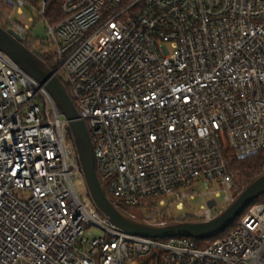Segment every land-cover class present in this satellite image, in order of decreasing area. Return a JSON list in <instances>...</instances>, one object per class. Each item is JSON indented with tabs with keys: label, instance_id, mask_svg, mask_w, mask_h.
<instances>
[{
	"label": "built area",
	"instance_id": "1",
	"mask_svg": "<svg viewBox=\"0 0 264 264\" xmlns=\"http://www.w3.org/2000/svg\"><path fill=\"white\" fill-rule=\"evenodd\" d=\"M50 1L0 0V27L49 59L108 198L150 224L206 222L217 214L208 201L232 198L226 151L262 152L264 172V0H63L49 24ZM24 11L44 21V38L13 20ZM67 126L44 86L0 51V264H264V202L204 248L110 223L74 189L82 175ZM204 183L218 189L197 192ZM198 197L173 217L172 205Z\"/></svg>",
	"mask_w": 264,
	"mask_h": 264
},
{
	"label": "water",
	"instance_id": "2",
	"mask_svg": "<svg viewBox=\"0 0 264 264\" xmlns=\"http://www.w3.org/2000/svg\"><path fill=\"white\" fill-rule=\"evenodd\" d=\"M0 51L22 72L44 86L59 112L68 121L66 133L75 148L85 196L99 214L121 230L151 239L185 237L206 240L222 234L246 207L264 195V172H261L250 179L220 212L206 222L170 221L150 224L127 213L106 196L95 174L92 146L86 126L79 120L64 84L53 74L52 67L26 48L19 36L2 27ZM207 206L214 207L215 201H208Z\"/></svg>",
	"mask_w": 264,
	"mask_h": 264
},
{
	"label": "trees",
	"instance_id": "3",
	"mask_svg": "<svg viewBox=\"0 0 264 264\" xmlns=\"http://www.w3.org/2000/svg\"><path fill=\"white\" fill-rule=\"evenodd\" d=\"M63 0H51L46 8V12L44 14V18L49 24H54L61 19L60 15V5ZM24 46L30 49L27 45ZM43 61L47 64H50L49 59L41 57ZM67 90V89H66ZM225 158L228 162V170L231 172L238 180H239V189H241L250 179L257 176L262 172V152L245 158V159H237L230 151L225 152ZM110 199V198H109ZM116 206L126 211L127 213L141 219L142 213H140L139 209H131L126 206H120L116 202L112 201ZM264 202V195L259 197L255 203ZM239 217L234 221L232 225H230L222 234L217 237L206 239V240H196L195 245L199 248H204L207 245L211 244L214 240L224 237L234 226ZM170 219H163L162 222H170Z\"/></svg>",
	"mask_w": 264,
	"mask_h": 264
},
{
	"label": "rangeland",
	"instance_id": "4",
	"mask_svg": "<svg viewBox=\"0 0 264 264\" xmlns=\"http://www.w3.org/2000/svg\"><path fill=\"white\" fill-rule=\"evenodd\" d=\"M29 15L30 14L27 11H24V13L22 15L13 14L12 18H13V20H16L17 22H19L20 24H22V25L26 24L30 27L29 35H30L31 39H35V38L42 39V38H44V36L46 34V25H45L44 21L42 19H38V20L34 21L35 24L29 23L27 20V17ZM232 176H233L232 177L233 189L231 192V197L233 198L240 191V189H239V180L233 174H232ZM73 186H74V189H75L76 193L78 194V196L81 199H84L85 198V187H84L83 179L79 176L76 177L73 180ZM214 189H218L215 184L209 185L207 183H204L198 187L197 192L205 193L207 191L214 190ZM206 197H211V196H206ZM109 198L112 201L116 202L118 205L124 206L123 203L120 202L119 200H116L110 196H109ZM201 203H202V200L198 197V198L194 199L193 201H188L181 211L176 210L175 207L172 205L170 207V212L173 215V217H179L181 214H183L186 211H192V210L198 208V206ZM227 204H228V202H224L222 200V196H220L215 201L214 211L216 213L220 212ZM94 233L97 234V232H94Z\"/></svg>",
	"mask_w": 264,
	"mask_h": 264
}]
</instances>
